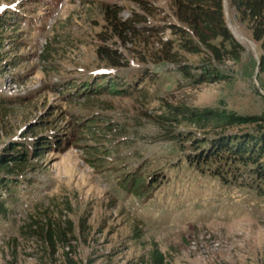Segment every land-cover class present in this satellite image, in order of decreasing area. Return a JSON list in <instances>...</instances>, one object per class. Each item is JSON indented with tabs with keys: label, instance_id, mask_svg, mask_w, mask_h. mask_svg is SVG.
I'll return each mask as SVG.
<instances>
[{
	"label": "rangeland",
	"instance_id": "rangeland-1",
	"mask_svg": "<svg viewBox=\"0 0 264 264\" xmlns=\"http://www.w3.org/2000/svg\"><path fill=\"white\" fill-rule=\"evenodd\" d=\"M0 9V156H29L22 171L0 169V264H150L155 250L163 264H264V175L216 145L251 126L173 119L184 108L264 111L262 49L228 1L239 59L182 49L173 26L198 39L174 0ZM131 19L136 34L121 31ZM168 41L177 62L157 61ZM66 220L74 233L54 252L33 235L35 222Z\"/></svg>",
	"mask_w": 264,
	"mask_h": 264
},
{
	"label": "trees",
	"instance_id": "trees-1",
	"mask_svg": "<svg viewBox=\"0 0 264 264\" xmlns=\"http://www.w3.org/2000/svg\"><path fill=\"white\" fill-rule=\"evenodd\" d=\"M175 15L179 21L186 25L197 37L195 41L189 31L178 26H173L174 32L181 34L182 41L179 46L192 53H200L204 46L212 55V58L222 60L225 57L239 59L243 46L235 39L227 28L226 1L237 11L240 20L247 21L250 25L252 40L262 49L259 59V70H264V0H174ZM115 15V13L113 14ZM116 25V23H114ZM121 31L134 33L138 31L133 20L120 22ZM144 31V30H141ZM139 32V31H138ZM219 40V42H216ZM169 44V45H168ZM168 45V46H167ZM99 55H105L110 65H121V58L110 57L106 47L98 49ZM162 55L157 61L177 62L179 54L173 50V45L164 42ZM215 68L213 69V71ZM185 71L189 73L186 69ZM211 76L213 73L210 74ZM173 119L179 121L178 115L185 117L189 123L195 126L209 125L212 122L224 127L251 126L250 131L238 133L234 136H219L217 147L222 151L230 152L231 155H238V158L245 164L252 165L256 173L264 175V111L260 115H241L230 111L212 109H189L175 110ZM9 151V150H7ZM28 148H24L14 160L13 156L3 154L0 156V169L9 174L14 168L24 170L27 164ZM7 172V173H6ZM9 179L0 175V187L9 192ZM33 235L53 248L57 242H63L68 233H74V223L66 220L61 226L58 222L41 224L35 222L31 227ZM164 256L158 250L153 251L150 264H163ZM8 264H16L10 262Z\"/></svg>",
	"mask_w": 264,
	"mask_h": 264
},
{
	"label": "snow or ice",
	"instance_id": "snow-or-ice-1",
	"mask_svg": "<svg viewBox=\"0 0 264 264\" xmlns=\"http://www.w3.org/2000/svg\"><path fill=\"white\" fill-rule=\"evenodd\" d=\"M0 10H2V9H0Z\"/></svg>",
	"mask_w": 264,
	"mask_h": 264
}]
</instances>
